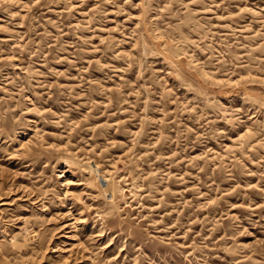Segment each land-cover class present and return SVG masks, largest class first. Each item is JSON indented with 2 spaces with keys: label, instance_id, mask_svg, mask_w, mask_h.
Returning a JSON list of instances; mask_svg holds the SVG:
<instances>
[{
  "label": "rangeland",
  "instance_id": "rangeland-1",
  "mask_svg": "<svg viewBox=\"0 0 264 264\" xmlns=\"http://www.w3.org/2000/svg\"><path fill=\"white\" fill-rule=\"evenodd\" d=\"M0 264H264V0H0Z\"/></svg>",
  "mask_w": 264,
  "mask_h": 264
}]
</instances>
